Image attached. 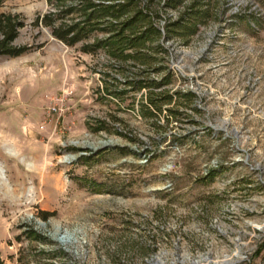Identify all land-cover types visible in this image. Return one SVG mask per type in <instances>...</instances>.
I'll return each instance as SVG.
<instances>
[{
	"label": "rangeland",
	"instance_id": "1",
	"mask_svg": "<svg viewBox=\"0 0 264 264\" xmlns=\"http://www.w3.org/2000/svg\"><path fill=\"white\" fill-rule=\"evenodd\" d=\"M211 1L190 45L165 43L173 87L201 111L167 127L104 51L34 25L55 3L0 7L31 47L0 57L4 264H264V0Z\"/></svg>",
	"mask_w": 264,
	"mask_h": 264
},
{
	"label": "trees",
	"instance_id": "2",
	"mask_svg": "<svg viewBox=\"0 0 264 264\" xmlns=\"http://www.w3.org/2000/svg\"><path fill=\"white\" fill-rule=\"evenodd\" d=\"M7 0H0V7ZM55 12L38 18L53 38L85 54L104 51L114 68L127 75L125 87L144 92L141 113L166 127L183 116V109L200 113L193 91L175 89L172 50L166 42L188 46L215 17L211 0H48ZM175 10L178 15L170 16ZM25 22L19 15L0 14V57H20L31 50L17 46ZM103 34L101 37L98 34ZM119 97L124 92L113 93ZM192 122L194 120H191ZM214 176L213 171L211 175ZM0 264H4L0 252Z\"/></svg>",
	"mask_w": 264,
	"mask_h": 264
},
{
	"label": "built area",
	"instance_id": "3",
	"mask_svg": "<svg viewBox=\"0 0 264 264\" xmlns=\"http://www.w3.org/2000/svg\"><path fill=\"white\" fill-rule=\"evenodd\" d=\"M176 149H178V147ZM152 156H153V154H149V156L145 154L144 155V158L141 159L140 163L143 164V165L144 164H147L149 162V160L152 158ZM173 168H174V162L172 161V158H171L164 165L163 171H164V173H170L173 170ZM205 174L206 175L209 174L208 169L206 170V173ZM165 189L172 190L173 189V183L170 182V181H167V184L165 185ZM47 235L50 236V237L53 236V234L50 231H48V234Z\"/></svg>",
	"mask_w": 264,
	"mask_h": 264
}]
</instances>
